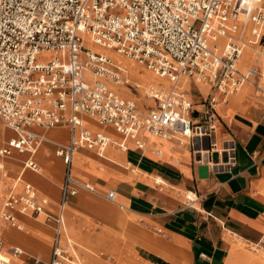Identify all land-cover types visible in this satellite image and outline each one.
<instances>
[{"label":"built area","instance_id":"built-area-1","mask_svg":"<svg viewBox=\"0 0 264 264\" xmlns=\"http://www.w3.org/2000/svg\"><path fill=\"white\" fill-rule=\"evenodd\" d=\"M263 29L262 0H0V120L15 133L0 148V174L4 157L13 150L32 154L36 141L43 140L31 127L69 129L67 144L57 151L65 165L58 212L47 215L53 223L50 256L34 257L32 264H66L64 209L70 197L87 188L71 174L73 153L87 146L102 155L112 143L85 128L82 115L112 125L122 137L116 143L122 149L126 140L142 148L139 132L145 131L188 140L195 159L211 167L234 165L230 141L217 147L213 140L203 146L202 140L215 132V104L253 75V69L238 71L236 61L244 47L259 41ZM85 35L167 79L168 89L143 88L157 106L141 112L135 101L120 97L112 86L130 84L128 70L85 46ZM45 53L48 57L39 60ZM182 78L209 86L201 109H193L184 89L176 86ZM23 166L40 169L30 158ZM4 187L0 233L4 225L21 228L17 212L36 216L44 211L31 184L23 183L20 191L15 184ZM105 197L113 201L114 192ZM8 251L11 256L23 253L18 247ZM0 264H12L1 239Z\"/></svg>","mask_w":264,"mask_h":264},{"label":"crops","instance_id":"crops-1","mask_svg":"<svg viewBox=\"0 0 264 264\" xmlns=\"http://www.w3.org/2000/svg\"><path fill=\"white\" fill-rule=\"evenodd\" d=\"M255 45L262 49L255 54L254 45L247 47L236 61L238 71L253 69V75L215 104V132L202 140L203 146L208 140L217 147L225 141L233 144L235 163L228 169L197 161L186 139L153 138L145 131L139 132L142 148L126 140L122 149L116 144L122 137L112 125L82 115L85 128L103 133L112 143L102 155L87 146L73 153L71 174L87 188L70 197L64 209L61 246L66 264H264L245 248L258 245L264 236V29ZM125 68L130 84L112 86L124 99L130 98L122 96L120 87L136 93L135 83L154 86L164 85L161 79L167 81L148 78L137 67L135 73L151 80L139 83ZM167 83V88L158 87L168 89ZM176 86L184 89L195 110L201 109L210 92L207 84L191 79H180ZM138 102L141 112L157 106L155 100L152 108L150 100ZM6 128L0 126V148L15 135ZM31 129L44 137L36 141L34 153L13 150V157L2 159L6 175L0 176L8 179L0 182L13 184L18 177L16 191L23 183L31 184L44 209L36 216L17 212L21 228H2L3 241L23 251L12 264H32L34 257L50 256L53 223L47 215L58 212L65 167L57 151L69 139L66 125ZM28 158L39 165L38 171L23 166ZM109 191L114 192L113 201L105 197ZM1 193L0 188V211Z\"/></svg>","mask_w":264,"mask_h":264},{"label":"rangeland","instance_id":"rangeland-1","mask_svg":"<svg viewBox=\"0 0 264 264\" xmlns=\"http://www.w3.org/2000/svg\"><path fill=\"white\" fill-rule=\"evenodd\" d=\"M89 45V44H88ZM258 45H260V42L258 43ZM90 46V45H89ZM97 45H92V46H90V47H92L93 49H95V47H96ZM255 47H251L253 50L255 49L256 51H254L255 52V54L256 53H258L259 51L258 50H260V49H262V47H258L257 45H254ZM264 49V48H263ZM96 50V49H95ZM101 52H104V51H102V50H100ZM110 51H112V50H110ZM247 50H245V52H246ZM113 52V51H112ZM107 54V53H106ZM108 55H110L111 57H114L115 59H116V61H118V62H120L123 66H125V67H128L129 68V70H130V72L132 73V77H134L135 79H137L138 80V82L140 83V81L142 82V83H146V82H151V80H148V79H146V78H144V77H142L140 74H138V73H135L134 71H132L131 69H137V67H138V69H139V72H141L143 75H145L146 77H149V78H152V79H156V78H159L158 76H156V75H154L153 73H152V71H150L149 69H147V68H145L143 65H141V64H139V63H137V62H135L134 60H132V59H130V58H128V57H124V56H122V55H120V54H111V53H108ZM45 57H48V54L47 53H45V54H42L38 59L39 60H43ZM151 76V77H150ZM258 76H256L255 77V80H258V78H257ZM161 79V78H160ZM162 80V82H163V84L164 85H154L155 87H157V88H160V87H162V88H167V86H168V83H167V81L166 80H163V79H161ZM182 80H186V78H182L181 79V81ZM192 80V79H191ZM194 81V80H193ZM263 81H264V78H263ZM199 83V82H198ZM122 86V85H121ZM150 85H146L145 87H149ZM158 86H160V87H158ZM183 87V86H182ZM121 88V92H122V96H127V98H130V99H133L135 102H136V104L140 107V104H138L139 102H138V100L139 99H144V100H150V103H151V108L152 107H154V102H153V100H151L152 98H150V97H148L147 95H146V93H145V91L143 90V89H139L138 88V91L135 93V92H133L132 91V93L130 92V90L127 88V87H125V86H123V87H120ZM184 88V87H183ZM240 89V88H239ZM238 89V90H239ZM237 90V91H238ZM131 93V94H130ZM139 97V98H137L136 99V97ZM149 106V107H150ZM0 126L1 127H4V124H3V122L0 120ZM7 129V128H6ZM1 130V129H0ZM7 130H9V129H7ZM1 132H2V130H1ZM10 132H11V135H13V132L10 130ZM10 135V136H11ZM10 136H7L6 138H8V137H10ZM13 155H14V152L13 153H11L7 158H5V159H8V158H10V157H13ZM27 156H28V153H27ZM21 160H23V159H20V161H19V163H20V165L22 166V161ZM0 178H2V179H4V180H6V179H8V177H1L0 176ZM13 183H14V181H13ZM3 184V185H2ZM12 183H1L0 182V188L2 189V193H1V197H3V190H4V186L6 185V186H8V185H11ZM4 187V188H3ZM3 198H1V200H2ZM42 218H41V220L43 221V219H44V215L42 214ZM5 226V225H4ZM14 229V228H13ZM27 227L26 226H24V228H23V231H27ZM66 230H67V225H66ZM2 233H3V230H1V235H0V239H1V242H2V244H3V251H4V253H5V256L7 257V258H9L10 259V261H11V263H13L12 261L14 260V258H17V256H14V257H12L8 252V250H9V247H11L10 245H8V244H6L4 241H3V237H2ZM263 238H264V236H263ZM263 238L261 239V242H259L258 243V245H250L249 247H245V248H247L250 252H253V253H256V256L258 257V259L260 260V262H262V263H264V240H263ZM49 245L51 244V237H50V239H49ZM71 242H72V240H70ZM70 242V243H71ZM64 248L68 251V253H69V250H68V248L64 245ZM70 254V253H69ZM250 257L252 258V257H255V256H253V255H250Z\"/></svg>","mask_w":264,"mask_h":264},{"label":"bare ground","instance_id":"bare-ground-1","mask_svg":"<svg viewBox=\"0 0 264 264\" xmlns=\"http://www.w3.org/2000/svg\"><path fill=\"white\" fill-rule=\"evenodd\" d=\"M88 44H89L90 46H92V45H93V46L96 45V44H94V43H92V42L90 41V39H89V37H88L87 35H85V36H84V45H85V46L91 48L92 50H95V49H96L97 51L102 50V51H104V52L107 53V54H108V53H111V54L114 53L115 55L118 54V53H116V52H114V51L112 52V51H110L109 49L102 48V47H100V46H98V45L95 47V49H93V48L90 47ZM245 48H247V47H244L243 49H245ZM242 51H243V50H242ZM239 58H240V56H239ZM237 61H238V60H237ZM131 70L136 72L137 69H136V70L131 69ZM241 72H242V71H241ZM244 72H245V71H244ZM152 73H153V72H152ZM153 74H154V73H153ZM155 75H156V74H155ZM141 76H142V75H141ZM150 77H151V76H150ZM148 78H149V77H148ZM148 80H149V79H148ZM249 80H250V79H249ZM114 86H115V85H114ZM145 86H146V85H145ZM145 86L140 85L141 88H139V89L146 88ZM150 86H151V84H150ZM152 137L155 138V136H153V135H152ZM0 175H3V176H4V175H6V172L3 171ZM17 179H18V177L16 178V180H15V182H14L13 184L17 183ZM9 248H10V247H9Z\"/></svg>","mask_w":264,"mask_h":264}]
</instances>
